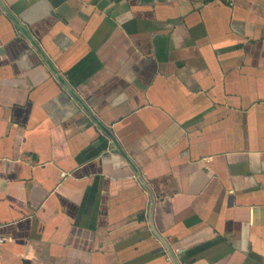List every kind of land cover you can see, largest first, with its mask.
Here are the masks:
<instances>
[{
	"label": "crops",
	"instance_id": "0c3cea01",
	"mask_svg": "<svg viewBox=\"0 0 264 264\" xmlns=\"http://www.w3.org/2000/svg\"><path fill=\"white\" fill-rule=\"evenodd\" d=\"M0 264H264V0H0Z\"/></svg>",
	"mask_w": 264,
	"mask_h": 264
},
{
	"label": "built area",
	"instance_id": "2783aa9c",
	"mask_svg": "<svg viewBox=\"0 0 264 264\" xmlns=\"http://www.w3.org/2000/svg\"><path fill=\"white\" fill-rule=\"evenodd\" d=\"M7 241V237L0 233V244H4Z\"/></svg>",
	"mask_w": 264,
	"mask_h": 264
}]
</instances>
